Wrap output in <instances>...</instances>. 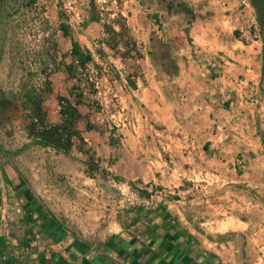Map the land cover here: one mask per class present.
Segmentation results:
<instances>
[{
	"label": "rangeland",
	"instance_id": "1",
	"mask_svg": "<svg viewBox=\"0 0 264 264\" xmlns=\"http://www.w3.org/2000/svg\"><path fill=\"white\" fill-rule=\"evenodd\" d=\"M93 2L0 0V264L100 252L207 264L205 250L264 264V34L250 0ZM120 16L139 57L106 44L103 24ZM60 22L93 55L83 142L66 154L26 131L32 100L50 123L59 96L74 101Z\"/></svg>",
	"mask_w": 264,
	"mask_h": 264
},
{
	"label": "trees",
	"instance_id": "2",
	"mask_svg": "<svg viewBox=\"0 0 264 264\" xmlns=\"http://www.w3.org/2000/svg\"><path fill=\"white\" fill-rule=\"evenodd\" d=\"M93 1L90 0V5L94 9ZM120 17L121 22L111 21L110 23L105 22L103 24L104 34L107 36L106 44L111 50H116L119 44H123L126 48L131 46L134 49L135 57H139V51L136 48L135 41L129 34L125 19L122 16ZM91 19L92 21H100V17L95 12ZM59 30L65 37L70 38V50L68 52L69 62L62 59L58 63L57 69L63 70L68 77L76 82L72 87L74 101L71 102L67 98L59 96L57 98L59 119L56 123H50L47 120L45 110L42 108V98L32 100L31 103L29 100V117L26 131L27 137L32 145L49 148L56 152L66 154L73 147L75 141L83 142L79 129V124L83 119V115L79 110V106L83 100L81 85L94 87V83L88 73V67L93 62V55L72 37L70 28L66 22H60ZM261 32L264 34V27H261ZM125 55L122 54V56ZM50 91L51 83L47 77L45 79V90L43 93L48 94ZM261 145L264 152L263 138ZM87 164L89 167H92V160L88 161ZM3 248L4 240L0 237V255H3Z\"/></svg>",
	"mask_w": 264,
	"mask_h": 264
},
{
	"label": "crops",
	"instance_id": "3",
	"mask_svg": "<svg viewBox=\"0 0 264 264\" xmlns=\"http://www.w3.org/2000/svg\"><path fill=\"white\" fill-rule=\"evenodd\" d=\"M205 252L208 255H205L204 259L206 256L210 257V260H207V264H216L217 262L214 260L212 254H210V252H208V250H205ZM112 253H114V252H112ZM197 254H199V252H197ZM90 255L91 256L85 257L82 260H72V264H137V262H138V260H131V259H127V258H126L127 260H125L124 255L121 256L122 257L121 259H119L117 254H115V253L111 256L113 259H115V262L114 261H108L105 257L106 255L103 252L95 253V254L91 253ZM173 256L178 257V260H172V262H171V259H174ZM108 257H110V256H108ZM171 259H170V263H160V264H203L202 258L199 257L197 259L193 255H190L189 258H187L183 252L182 253L180 252V254L175 252L172 255ZM220 263L223 264L224 262H220Z\"/></svg>",
	"mask_w": 264,
	"mask_h": 264
},
{
	"label": "water",
	"instance_id": "4",
	"mask_svg": "<svg viewBox=\"0 0 264 264\" xmlns=\"http://www.w3.org/2000/svg\"><path fill=\"white\" fill-rule=\"evenodd\" d=\"M252 7L256 10L258 24L264 27V0H250ZM264 64V59H263Z\"/></svg>",
	"mask_w": 264,
	"mask_h": 264
}]
</instances>
